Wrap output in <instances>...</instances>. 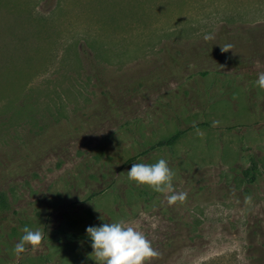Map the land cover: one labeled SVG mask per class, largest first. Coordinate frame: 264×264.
Returning a JSON list of instances; mask_svg holds the SVG:
<instances>
[{
	"label": "rangeland",
	"instance_id": "obj_1",
	"mask_svg": "<svg viewBox=\"0 0 264 264\" xmlns=\"http://www.w3.org/2000/svg\"><path fill=\"white\" fill-rule=\"evenodd\" d=\"M87 39L95 69L77 51ZM196 61L219 72L191 76ZM260 72L264 0H0V264H97L66 233L121 220L160 253L147 264H264ZM127 121L146 147L182 133L138 155ZM161 158L184 203L135 196L127 171ZM25 226L44 239L16 255Z\"/></svg>",
	"mask_w": 264,
	"mask_h": 264
},
{
	"label": "clouds",
	"instance_id": "obj_2",
	"mask_svg": "<svg viewBox=\"0 0 264 264\" xmlns=\"http://www.w3.org/2000/svg\"><path fill=\"white\" fill-rule=\"evenodd\" d=\"M213 38L211 35L204 36L206 41ZM232 48V44L220 47L221 52H228ZM254 83L260 90H264V72L258 73ZM218 123L214 121L213 126H217ZM198 134L202 135L199 131ZM173 177L174 173L164 158L154 164L134 163L127 171V178L130 181L138 185H147L159 193H169L166 199L170 206L178 202L184 203L188 195L185 191H175L172 184ZM251 201V197H245L246 204H250ZM22 231L24 234L14 245L13 251L16 255L24 253L26 246L35 249L44 239V233L39 229L32 230L25 226ZM85 231L91 240L90 256L95 257L97 264H147L160 255L138 227L126 224L123 220L104 223L101 226H89Z\"/></svg>",
	"mask_w": 264,
	"mask_h": 264
},
{
	"label": "trees",
	"instance_id": "obj_3",
	"mask_svg": "<svg viewBox=\"0 0 264 264\" xmlns=\"http://www.w3.org/2000/svg\"><path fill=\"white\" fill-rule=\"evenodd\" d=\"M105 8H107L108 12L110 13L108 2L105 3ZM94 42H95L94 39H87L85 42L80 43L78 45L79 47L77 50L79 53H81L82 55L85 56V58L88 60L89 65L93 69L96 68V66L93 64V60H92L93 53L95 50L94 49L95 48ZM75 44H76V42H75ZM167 44L168 43H165L166 50L168 49ZM172 57L174 58L175 56H172ZM205 60H203L201 63L202 64L205 63ZM197 61L194 62V65H195V67H198V70L195 72H190L191 76H197L198 75L200 77H205L208 74L214 75L215 73L219 72L218 70L212 71V70H210L209 67H205V65L202 66L201 63L198 64ZM240 78L241 77L239 75H234L233 85H235L236 82L238 83ZM195 82H197V81H195ZM190 87H191V89L195 88L193 85H191ZM204 92H206L205 94L208 97H210V96L214 97L217 95V92H215L214 95H211L208 89H205ZM123 126H124L123 127L124 130L131 136L132 141L136 147L138 155L146 154L150 149L157 148V147L172 149L175 142L179 139V137L181 136V133H182V130L180 129L176 133H174L173 135H171L167 138L159 139L150 147H146V144L141 140V137L139 136V123L138 122L127 121L124 123ZM242 155L246 156V158L249 160V167L245 170L246 179L248 180V182H250L252 184L259 183L262 175H261V172L259 171V168H258L257 159L252 154H250V153L245 154L243 151H242ZM107 172L110 175H112L115 172L120 173V169L113 167V166H110V167H108ZM133 190H134L135 196L137 198H140V199H143L144 195L146 194V190H144L140 185L134 186ZM8 208H9V201H8L7 197L5 196V194L2 191H0V211L4 210V209H8ZM66 234H67V238L70 239L72 242H78L81 239H83V240H86L87 243L91 244L90 237H88V235L86 233H76L73 231H68Z\"/></svg>",
	"mask_w": 264,
	"mask_h": 264
}]
</instances>
